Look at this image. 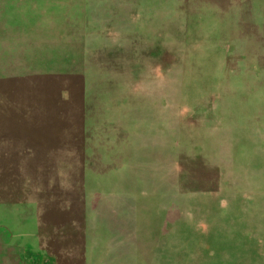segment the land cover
<instances>
[{
  "label": "rangeland",
  "instance_id": "1",
  "mask_svg": "<svg viewBox=\"0 0 264 264\" xmlns=\"http://www.w3.org/2000/svg\"><path fill=\"white\" fill-rule=\"evenodd\" d=\"M34 1L0 43V264H264V0Z\"/></svg>",
  "mask_w": 264,
  "mask_h": 264
},
{
  "label": "crops",
  "instance_id": "2",
  "mask_svg": "<svg viewBox=\"0 0 264 264\" xmlns=\"http://www.w3.org/2000/svg\"><path fill=\"white\" fill-rule=\"evenodd\" d=\"M36 7L40 6L34 0H4L0 5V43L21 41L32 26L27 16Z\"/></svg>",
  "mask_w": 264,
  "mask_h": 264
}]
</instances>
